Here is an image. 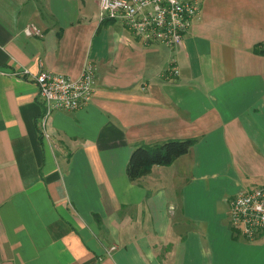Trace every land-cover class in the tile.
I'll return each mask as SVG.
<instances>
[{"label":"crops","instance_id":"1","mask_svg":"<svg viewBox=\"0 0 264 264\" xmlns=\"http://www.w3.org/2000/svg\"><path fill=\"white\" fill-rule=\"evenodd\" d=\"M95 5L0 0V264H264V233L246 239L227 215L264 188V0H200L174 49ZM87 64L91 101L54 112L45 140L36 85L10 73ZM182 139L186 154L127 179L136 146Z\"/></svg>","mask_w":264,"mask_h":264},{"label":"built area","instance_id":"2","mask_svg":"<svg viewBox=\"0 0 264 264\" xmlns=\"http://www.w3.org/2000/svg\"><path fill=\"white\" fill-rule=\"evenodd\" d=\"M199 4L200 0H98V17L119 25L144 45L159 44L174 49L180 46L196 20ZM24 35L40 36L41 31L31 25L24 30ZM10 75L36 85L43 110L38 128L45 140L49 138L45 128L47 119L54 112L84 108L91 101L95 88V72L90 64L77 78L47 70L33 74L27 68ZM164 76H177L176 68H167ZM227 215L230 227L246 239L264 233V188L253 187L233 195L228 200Z\"/></svg>","mask_w":264,"mask_h":264},{"label":"trees","instance_id":"3","mask_svg":"<svg viewBox=\"0 0 264 264\" xmlns=\"http://www.w3.org/2000/svg\"><path fill=\"white\" fill-rule=\"evenodd\" d=\"M193 143V139H182L167 140L150 146H136L131 151L125 167L127 179L135 181L148 174L153 166H169L175 159L186 154Z\"/></svg>","mask_w":264,"mask_h":264},{"label":"rangeland","instance_id":"4","mask_svg":"<svg viewBox=\"0 0 264 264\" xmlns=\"http://www.w3.org/2000/svg\"><path fill=\"white\" fill-rule=\"evenodd\" d=\"M87 3L88 12L91 15L96 10V0H85Z\"/></svg>","mask_w":264,"mask_h":264}]
</instances>
